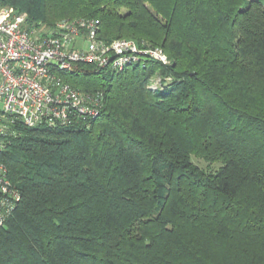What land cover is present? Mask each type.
Returning a JSON list of instances; mask_svg holds the SVG:
<instances>
[{"label":"trees","instance_id":"trees-1","mask_svg":"<svg viewBox=\"0 0 264 264\" xmlns=\"http://www.w3.org/2000/svg\"><path fill=\"white\" fill-rule=\"evenodd\" d=\"M10 6L29 28L98 19L101 38L162 47L171 63L81 64L62 75L104 94L96 119L10 123L0 160L22 199L0 264H264V0ZM156 73L171 80L153 92Z\"/></svg>","mask_w":264,"mask_h":264},{"label":"built area","instance_id":"built-area-1","mask_svg":"<svg viewBox=\"0 0 264 264\" xmlns=\"http://www.w3.org/2000/svg\"><path fill=\"white\" fill-rule=\"evenodd\" d=\"M148 60L171 63L162 47L132 38H101L100 21L95 18L29 28L27 13L11 6L0 8V150L6 146L10 123L69 126L100 115L104 94L74 87L63 72L75 71L81 64L97 71L122 72L133 66L146 67ZM170 80L156 73L147 88L156 92ZM21 199L0 160V227Z\"/></svg>","mask_w":264,"mask_h":264},{"label":"rangeland","instance_id":"rangeland-1","mask_svg":"<svg viewBox=\"0 0 264 264\" xmlns=\"http://www.w3.org/2000/svg\"><path fill=\"white\" fill-rule=\"evenodd\" d=\"M195 162L197 164H199L201 167H206L207 166V163L205 161H203V160L195 158Z\"/></svg>","mask_w":264,"mask_h":264}]
</instances>
